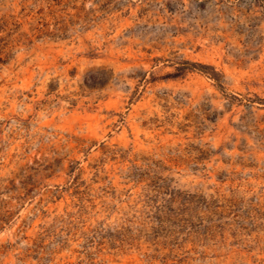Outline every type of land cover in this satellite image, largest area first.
<instances>
[{
	"label": "rangeland",
	"instance_id": "374dc122",
	"mask_svg": "<svg viewBox=\"0 0 264 264\" xmlns=\"http://www.w3.org/2000/svg\"><path fill=\"white\" fill-rule=\"evenodd\" d=\"M0 264H264V0H0Z\"/></svg>",
	"mask_w": 264,
	"mask_h": 264
}]
</instances>
